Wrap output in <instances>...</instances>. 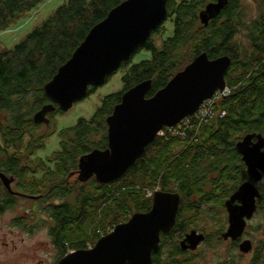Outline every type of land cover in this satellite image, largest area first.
Listing matches in <instances>:
<instances>
[{
	"label": "trees",
	"instance_id": "16d2710c",
	"mask_svg": "<svg viewBox=\"0 0 264 264\" xmlns=\"http://www.w3.org/2000/svg\"><path fill=\"white\" fill-rule=\"evenodd\" d=\"M46 1L49 0H0V32ZM123 1L69 0L20 43L0 53V173L15 177L18 181L15 188L19 193L31 196L28 199L33 202L38 201L36 197L45 198L44 206L40 205L33 213L44 211L42 214L51 221L49 236L58 255H65L68 250L91 248L86 244L88 232L84 224L90 218L91 208L97 206L101 199H106L109 191L117 190L118 195L124 194L128 189L124 182L130 178H142L146 190L152 187L148 185L152 181L154 184L160 182L163 191L180 194L181 204L176 224L169 234L161 235L160 247L153 254V261L155 264H191L192 252L181 250L183 236L174 238L175 234L189 230L186 229L189 228V215L198 216L207 204L214 206L215 197L225 208V201L241 184L251 180L236 145L247 134L264 135V15L251 25V53L241 58L238 48L232 44L238 27L240 0H228L225 9L208 26L201 23L199 14L208 3L216 0H170L168 20H173L172 36L157 42L155 37L162 35L163 26H160L146 45L133 55L134 58L147 51L151 53V58L132 64L124 77V90L104 98L92 118H80L74 126L62 130V149L59 153H53L47 161L39 157L40 164L31 161L30 157L44 148V138L36 134L42 127L36 125L33 118L38 110L51 103L44 93L45 85L72 57L91 29ZM188 47L192 62L202 53H207L210 59L227 55L232 61L225 76L229 93L218 99L219 105L216 102L214 119L189 128L183 134L165 132L167 136H159L121 179L102 186L92 184L99 189V194L87 188L94 179L80 188L76 180L73 193L68 187L66 175L77 171L81 157L96 149L108 148L106 121L121 102L124 93L143 81L151 80L152 89L148 96L155 95L181 70L187 58L185 48ZM238 68L243 70L241 77L234 76L233 70ZM192 138L197 142L193 141L189 145ZM171 140L175 141L169 142ZM202 141L211 147L209 151ZM177 148H181L184 153L178 155L179 152H175ZM156 150L161 152L159 159L169 161L162 171L152 166L157 163L152 162ZM202 151L207 152L214 161L211 163L207 158L203 160L200 157ZM40 173L42 177L38 178ZM29 174L32 175L31 181L27 178ZM261 182L257 214L264 217V178ZM133 190L135 197H138L140 192L135 187ZM16 194L12 195L4 189L0 214L17 205ZM120 198L123 197H119V202H122ZM151 200L139 196L136 199L138 212H149ZM114 201L119 205L116 199ZM39 220L45 222V219ZM94 220L91 222L93 232L99 240L106 234L101 231L102 225H96ZM119 222L116 220V225ZM13 223L24 230L34 226L21 222L20 218ZM256 226L261 236L255 240L256 246L247 264H264V227L262 223ZM210 236L206 235L203 243L209 241ZM216 236L222 240V231H217ZM219 264H235V261L231 257Z\"/></svg>",
	"mask_w": 264,
	"mask_h": 264
},
{
	"label": "water",
	"instance_id": "95a60500",
	"mask_svg": "<svg viewBox=\"0 0 264 264\" xmlns=\"http://www.w3.org/2000/svg\"><path fill=\"white\" fill-rule=\"evenodd\" d=\"M169 1L125 0L114 7L45 85L44 93L51 103L35 113L34 123L48 125V114L57 108L68 112L86 99L92 89L104 85L166 21ZM227 5L228 0L208 3L199 14L201 23L208 26ZM231 63L227 55L210 59L207 53H202L155 95L147 97L152 89L151 80L125 92L106 121L108 148L81 157L78 180L86 183L95 178L105 185L121 179L164 128L177 126L218 91L226 90L225 76ZM236 149L251 180L241 184L225 203L229 227L222 238L232 241L243 237L248 222L258 211L257 200L261 195L257 184L264 177V135L247 134ZM0 178L11 191L13 178L2 174ZM180 203L178 193L156 192L149 212L134 214L128 222L118 224L110 234L100 238L94 247L72 251L57 264H155L153 254L159 250L161 235L174 228ZM205 239V234L192 230L180 241L181 250H196ZM253 249L249 239L239 244L244 255Z\"/></svg>",
	"mask_w": 264,
	"mask_h": 264
},
{
	"label": "rangeland",
	"instance_id": "374dc122",
	"mask_svg": "<svg viewBox=\"0 0 264 264\" xmlns=\"http://www.w3.org/2000/svg\"><path fill=\"white\" fill-rule=\"evenodd\" d=\"M176 1L180 2L182 0ZM240 1L241 4L237 17L238 27L236 29L235 37L232 39V44L238 48V51L240 52L239 57L244 58L247 54L251 53L250 27L258 19H260L261 16L264 15V0ZM68 2L69 0L46 1L39 7L31 11L29 14L27 13L20 19L12 22L7 28L3 29L0 32V53L5 49H12L15 45L20 43L32 30L40 26L43 21L54 14V12L59 7ZM161 27L162 35L155 37V40L157 42H160L162 39L172 36L173 20H168L167 18L166 21L161 25ZM189 48L190 47L185 48L186 51L185 53L183 52L185 55H187V58L185 59L186 62L184 60V65L182 66L180 71H183L189 64L192 63V55L188 53ZM132 58L129 60V64H127L124 68H119L117 72H115L107 79L104 85L94 89L93 93H90L86 99L76 103L73 108L64 115H57L52 120V125L55 128V132L49 138L48 142L46 143V147L40 150L38 153L39 157H42V160L47 161L48 159H50V156L54 152L59 150L60 132L62 130L74 126L80 118H92L98 108L102 105L104 98L111 94L122 92L126 85L124 77L128 73L132 64L139 63L144 59H150L151 53L143 51L140 54L134 56L133 59ZM233 71L235 72V77H241L243 74V70L239 68L234 69ZM176 74H174L173 77ZM218 102L219 100L217 101V104ZM46 129V127H43L41 129V133L45 132ZM48 133H52V129H50ZM172 141L175 140H171L169 142ZM193 141L197 142L195 138H192L188 144L192 145ZM185 142H187V140L180 141L179 144H183ZM0 143L2 144L1 138ZM202 145H204L205 147L207 146L208 151L211 148H209L207 144L203 143V141ZM193 149L195 150V148ZM181 150V148H177L175 152H179L178 155H181L182 153H184V151ZM204 151H202L200 157H202L203 160L204 158H207V160L210 162L214 161L213 157L208 156V153ZM210 154L211 153L209 152V155ZM160 155L161 152L159 150L154 151L152 162L157 163L156 165L152 166L162 171L163 169H165L164 167L167 166L169 161L168 159L164 158L159 159ZM39 157H33L31 161L40 164L38 160ZM40 177H42V173L39 174L38 178ZM27 178L28 181H31L32 175L29 174ZM76 180L77 179L75 178V181ZM91 180L87 188H91L94 194H99V189L92 184L95 183L97 186H102V184H99L95 180V178H92ZM75 181L71 179L68 186L73 193L76 190ZM124 184L128 186V189L124 194L118 195L117 190L109 191L108 197L106 199H101V202H97V206L91 208L90 218L84 224V227L88 232L86 236V240L88 241L86 243L87 246H90L92 248L99 241L97 240V237L93 232L94 227L91 223L93 219H95L94 222L96 225H102L101 231L103 234H110L117 226L116 220L120 221L119 224L126 223L134 214L140 213L138 212L139 209L136 206V199L139 198V196H143L146 199H152L154 194L157 191H161L162 189L160 182L154 184L152 181L148 184L152 187H148V189L146 190V187H143V185H146V183L140 177H136L135 179H127ZM261 184L262 182L257 184L258 187H260ZM82 185L84 184L78 182L77 187L80 188ZM134 187L137 192H140V195L138 197H135V193L133 190ZM114 194H116V197H114ZM120 196L123 197V199L120 198L121 200H123L122 202H119ZM215 198L216 199L214 200V206L213 204H207L202 207L201 214H199L198 216L189 215L187 221L189 228H186L189 230H187L186 232L179 231L177 234H175L174 238L179 237L180 235L184 237L186 233H190V231L193 229L199 232H203L207 236L211 235L209 241L200 244L196 250L191 251V264H219L223 260H228L231 257H233L235 264H237V262L239 264H247L252 258L253 252H251L252 254L249 253L244 255L240 252L238 244H233V241L231 240L226 241L223 239H219L221 235L218 237L216 236L217 231L224 232L225 230H227L228 215L226 214L225 208L222 207V203H219L217 197ZM113 199H116L119 205L115 204V201L113 202ZM17 200V205L14 208L0 214V264H55L58 252L51 241L48 231L49 226L52 223L45 214H42L44 213V211L42 213L39 212L38 214L33 213V210L39 208L40 205L41 207L44 206L45 198L36 201V203L33 202V200L22 197H18ZM150 206H153L152 200ZM140 211H144V213H146L145 210ZM32 215L35 217H33ZM18 218H20L21 222H28L33 224L34 226H31L30 230H24L19 227L20 225H16L15 223H13V221ZM39 218L45 219V222L41 223ZM259 223H262L264 227V217L262 216V214H255L254 218L249 222V225L246 226L243 233V236L245 235L244 239L251 240L253 242L254 248L256 246L255 240L259 239V237L261 236L256 231V225ZM168 244L171 245L170 243ZM169 245H167V247H169ZM162 257H165V255H163Z\"/></svg>",
	"mask_w": 264,
	"mask_h": 264
},
{
	"label": "flooded vegetation",
	"instance_id": "af4514ba",
	"mask_svg": "<svg viewBox=\"0 0 264 264\" xmlns=\"http://www.w3.org/2000/svg\"><path fill=\"white\" fill-rule=\"evenodd\" d=\"M122 67V66H121ZM93 90V89H92ZM151 92V91H150ZM149 92V93H150ZM149 95V94H148ZM147 95V97H150V96H148ZM39 111V110H38ZM65 113H67V112H63V111H61L59 108H57L56 109V111L54 112V113H50V114H48L47 115V117L49 118V120H50V123L47 125V124H41V125H38V126H41L42 128L43 127H46L47 129H46V131L45 132H43V133H41V131H39V132H37L36 134L37 135H39V136H42L44 139H43V141H45L44 142V148L46 147V143L48 142V140H49V138L54 134V132H55V128L53 127V125H52V123H53V119L57 116V115H64ZM70 128V127H69ZM50 129H52V133H48V131L50 130ZM162 131H164V129L162 130ZM48 136H47V135ZM159 136H161L160 135V133L158 134V137ZM157 137V138H158ZM156 138V139H157ZM156 141V140H155ZM154 141V142H155ZM152 145V144H151ZM44 148H42V149H44ZM42 149H40V150H42ZM61 149H62V139L60 138V147H59V150L58 151H56V152H54V153H59L60 151H61ZM40 150H37L31 157H30V159H32L33 157H39V155H38V153H39V151ZM41 159H42V157H40ZM80 161V160H79ZM58 163V162H57ZM57 165V164H56ZM55 165V166H56ZM78 170H79V164H78V169H77V171L76 170H73L70 174H68V175H66L67 176V178H66V181H67V183H68V185H69V181L71 180V179H73L74 181H75V178L77 179V181L78 182H80L79 180H78ZM0 174H2V175H4V176H6V177H8L7 175H5V174H3V173H0ZM8 178H13V182L11 183V191H9L8 190V188L5 186V184L3 183V181H2V179L0 178V183H1V185H0V196H1V199H2V197H3V195H4V189L7 191V192H9L10 194H12V195H14V194H16V193H19L18 192V190L15 188V186H16V182H17V179L15 178V177H8ZM264 178V177H263ZM96 180V179H95ZM90 181V180H89ZM76 182V181H75ZM80 183H82V182H80ZM87 183V182H86ZM82 184H84V183H82ZM258 186V185H257ZM157 192H160V191H157ZM161 192H166V191H163L162 189H161ZM174 193V192H173ZM179 194V193H178ZM180 195V194H179ZM15 197H22V198H29V197H31V196H28V195H25L24 193H19V194H16V196ZM181 197V196H180ZM41 199H43V198H40V197H36V200H41ZM229 199V198H228ZM227 199V200H228ZM226 200V201H227ZM226 201H225V203H226ZM152 203H153V198H152ZM181 204V203H180ZM225 206V205H224ZM180 208V207H179ZM225 211H226V214L228 215V212H227V210H226V206H225ZM179 212V211H178ZM177 220V219H176ZM250 222V221H249ZM248 222V223H249ZM248 225V224H247ZM228 227H229V221H228ZM227 227V228H228ZM193 230H195V229H193ZM192 231V230H191ZM197 231V230H196ZM226 231V230H225ZM224 231V232H225ZM199 232V231H198ZM224 232H222V234L224 233ZM200 233H203V232H200ZM203 234H205V233H203ZM205 236H206V234H205ZM245 236V235H244ZM244 236L242 237V238H240L239 240H237V241H233V242H236V244H240L243 240H245L244 239ZM184 238V237H183ZM223 239V238H222ZM206 240V239H205ZM224 240V239H223ZM231 240V239H230ZM227 241V240H226ZM232 241V240H231ZM70 252H72V250H68V253H70ZM68 253H66L65 255H67ZM65 255H58L57 257H56V263L61 259V258H63Z\"/></svg>",
	"mask_w": 264,
	"mask_h": 264
},
{
	"label": "built area",
	"instance_id": "2783aa9c",
	"mask_svg": "<svg viewBox=\"0 0 264 264\" xmlns=\"http://www.w3.org/2000/svg\"><path fill=\"white\" fill-rule=\"evenodd\" d=\"M228 93L229 91L227 88L222 93L218 91L212 99L206 100L197 112L183 119L177 126L166 128V131H161L160 135H164L167 131L169 134H183L189 128L207 123L208 121L214 119L216 116L215 104L217 100L226 96ZM224 114L225 113H222V115Z\"/></svg>",
	"mask_w": 264,
	"mask_h": 264
},
{
	"label": "bare ground",
	"instance_id": "6f19581e",
	"mask_svg": "<svg viewBox=\"0 0 264 264\" xmlns=\"http://www.w3.org/2000/svg\"><path fill=\"white\" fill-rule=\"evenodd\" d=\"M258 210V209H257ZM257 214V213H256ZM198 232V231H197ZM198 233H200V232H198Z\"/></svg>",
	"mask_w": 264,
	"mask_h": 264
}]
</instances>
